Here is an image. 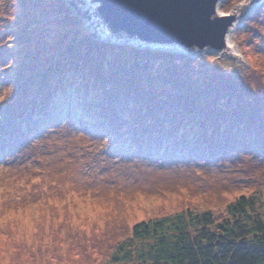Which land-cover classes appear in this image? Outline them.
<instances>
[{
    "label": "rangeland",
    "instance_id": "obj_1",
    "mask_svg": "<svg viewBox=\"0 0 264 264\" xmlns=\"http://www.w3.org/2000/svg\"><path fill=\"white\" fill-rule=\"evenodd\" d=\"M36 2L37 12L29 11ZM243 2L223 0L220 12L239 9ZM6 4L0 0V185L5 176L39 169L31 174L41 183L53 174L65 173L68 180L73 174L91 175L94 183L107 177L103 184L118 189L113 212L93 221L90 234L77 233L85 241L76 243L77 255L91 264H108L117 246L133 238L134 224L188 207L211 210L220 218L240 195L259 198L254 205L264 214V1L233 30L234 49L188 53L106 39L92 21L87 0H21L15 9ZM51 4L62 14L45 17ZM35 14L38 19H30L23 33H13ZM56 20L69 28L59 29ZM4 24L12 31L2 29ZM81 33L87 43L111 45L115 52L88 50L80 45ZM186 67L204 70L183 98L184 107L161 103L155 117L148 115L139 124L121 117L147 105L142 93L152 97L159 90H175ZM127 77L140 89L126 87L122 81ZM70 97L78 100L67 106ZM108 99L117 104L109 108L112 115L105 108ZM34 103L45 106L51 117ZM188 108L194 113L186 115ZM85 117L92 118L83 126L78 121L86 123ZM192 117L196 127L188 131H202L198 124L207 121L214 125L212 131L186 137L182 125L177 126ZM91 125L102 132L87 135ZM25 130L27 136H22ZM195 138L202 145L193 150ZM218 141L223 145L215 148Z\"/></svg>",
    "mask_w": 264,
    "mask_h": 264
},
{
    "label": "trees",
    "instance_id": "obj_2",
    "mask_svg": "<svg viewBox=\"0 0 264 264\" xmlns=\"http://www.w3.org/2000/svg\"><path fill=\"white\" fill-rule=\"evenodd\" d=\"M6 2L7 6H13L15 9L20 7L19 3L21 0H6ZM38 7L39 3L36 2L33 7H29L28 10L37 12L36 9L38 10ZM59 10L61 9L51 4L47 10H45L44 16L52 18L50 17L52 14L54 16L55 14H62L63 11L59 12ZM36 15L37 14L31 16L19 30L13 31V33L15 35L23 33V29L28 25L27 22L30 19L32 21L36 19ZM56 21L57 24H59V29L69 28L66 26L69 24L65 22L60 23L58 20ZM8 23L7 21L5 24ZM5 24L2 26V29L5 31H12V29H10L11 26H6ZM72 28L76 29L75 27ZM77 37L80 39V45L85 46L88 50L96 48L94 50H97L99 53H106L107 51L109 53L115 52L114 46L111 45H97L95 42L91 44L87 43V36L84 35V33H81V35ZM81 40H83L82 43ZM177 56L183 57L179 54H177ZM170 66L174 65L170 63ZM176 67H178L177 64ZM202 72H198L189 67L184 68L181 71V76H183L181 78L182 82L176 84L175 90H169L168 93L164 94L163 90H159L152 97H146L142 93L144 97L142 99H144L143 101H145L147 105L145 106L142 104V107L138 110H135V107H133L129 110V113L121 117L132 118L133 123L139 124L142 119L148 117V115L150 119H152V115L155 117V114L159 112V104L161 103L163 106L165 104L168 108H171L173 104L180 108L184 107L182 106L183 98L190 96V91L196 86L195 79L198 80ZM188 75L194 79L186 80V78H190ZM245 75L249 76V73L246 72ZM247 80L251 82L248 78ZM12 81L15 82L14 79H12ZM130 81L131 80L127 77V80L124 78L122 82H124L123 84H125L126 87L132 88L131 86H133L134 89H140L137 88V85L133 84V81L130 84ZM188 82H193V84L189 87L187 85ZM237 82L240 83L239 81ZM251 85H249V88ZM121 86L116 87L114 85L113 89H117L118 91L122 90ZM178 89H180V92ZM54 98L60 100L57 96H54ZM65 100L67 99L64 98V101ZM76 100L78 99H72V97H70L69 103L64 104L69 106L74 104ZM112 100L113 99L107 100L105 106L106 110L117 105L113 103ZM194 104L195 103H192L190 106L192 107ZM32 106L46 109L45 106H41L38 103L37 105L34 103ZM154 107L156 108L154 109ZM190 108L186 109V115L193 112V110L189 111ZM109 112L110 115L113 114L112 109H109ZM43 114H48V116L51 117L47 109L43 111ZM66 114L69 115L68 112H66ZM210 115H212V113H210ZM46 116H44L46 121H49L50 118H46ZM73 117L76 116L73 115ZM91 118L92 117H88L86 119L85 117L86 123L83 122V120L78 122L84 126L89 124L88 121H90ZM194 118L195 117H192L189 122H184V124L183 122H179L181 124L177 126L180 127L182 125V131L180 132L183 133L185 131L184 135L186 137H189V135L194 136L201 132L212 131L214 125H212L210 121H207L209 125H203L204 123L198 124L202 131H197L196 129L188 131L190 127H196L197 121H195ZM33 123L34 122H31L29 125H35L37 127V124ZM92 127L93 125H91L90 128L88 127L91 133H87V135L91 136L92 132L96 134L102 132L96 131L92 129ZM28 131L29 130H25L22 136H27ZM225 135H228V133L225 132L223 136ZM194 140L197 141L195 145H191L190 148L196 150L194 146L202 145V143L200 139L195 138ZM222 145L223 143L218 141L215 148H220ZM26 152H31V150H26ZM164 153L172 154L175 152ZM258 199L240 195L234 201L226 205L225 211L220 218H217L216 214L211 210L206 209L199 211L188 207L176 213L136 223L132 226L133 238L117 246L116 252L111 256V261L108 264H264V214L262 215L258 210V206L254 205L261 202V200Z\"/></svg>",
    "mask_w": 264,
    "mask_h": 264
},
{
    "label": "clouds",
    "instance_id": "obj_3",
    "mask_svg": "<svg viewBox=\"0 0 264 264\" xmlns=\"http://www.w3.org/2000/svg\"><path fill=\"white\" fill-rule=\"evenodd\" d=\"M35 171L5 176L0 185V264H91L77 255L76 243H85L77 233L90 234L93 221L113 212L118 189L103 184L107 177L94 183L91 175L53 174L41 183Z\"/></svg>",
    "mask_w": 264,
    "mask_h": 264
},
{
    "label": "water",
    "instance_id": "obj_4",
    "mask_svg": "<svg viewBox=\"0 0 264 264\" xmlns=\"http://www.w3.org/2000/svg\"><path fill=\"white\" fill-rule=\"evenodd\" d=\"M223 0H87L102 35L155 49L231 50L227 34L236 20L264 0H245L220 12Z\"/></svg>",
    "mask_w": 264,
    "mask_h": 264
},
{
    "label": "bare ground",
    "instance_id": "obj_5",
    "mask_svg": "<svg viewBox=\"0 0 264 264\" xmlns=\"http://www.w3.org/2000/svg\"><path fill=\"white\" fill-rule=\"evenodd\" d=\"M250 12V11H249ZM248 12V13H249ZM248 13H247V15H248ZM246 14H243V15H241L237 20H236V22H235V24H234V26H233V28L228 32V34H227V37H226V39H227V42H228V45H229V47H230V49H234V46H235V44H234V42H233V30L235 29V27H237L241 22H242V20H243V18H244V16H245ZM102 30V29H101Z\"/></svg>",
    "mask_w": 264,
    "mask_h": 264
}]
</instances>
